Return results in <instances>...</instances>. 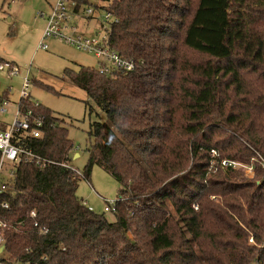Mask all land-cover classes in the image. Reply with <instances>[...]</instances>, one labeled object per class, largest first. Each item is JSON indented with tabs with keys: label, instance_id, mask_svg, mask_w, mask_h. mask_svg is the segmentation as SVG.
Returning a JSON list of instances; mask_svg holds the SVG:
<instances>
[{
	"label": "trees",
	"instance_id": "16d2710c",
	"mask_svg": "<svg viewBox=\"0 0 264 264\" xmlns=\"http://www.w3.org/2000/svg\"><path fill=\"white\" fill-rule=\"evenodd\" d=\"M100 1L75 0L74 11L109 12L108 46L139 67L64 70L105 118L89 126L80 175L63 167L74 150L64 121L34 110L40 137L17 145L40 159L14 165L0 195L7 255L18 264H264V171L256 164L247 179L219 165L264 159V0H185V13L178 0ZM94 165L119 186L112 221L76 196Z\"/></svg>",
	"mask_w": 264,
	"mask_h": 264
},
{
	"label": "rangeland",
	"instance_id": "374dc122",
	"mask_svg": "<svg viewBox=\"0 0 264 264\" xmlns=\"http://www.w3.org/2000/svg\"><path fill=\"white\" fill-rule=\"evenodd\" d=\"M53 1L0 0V59L19 68L17 76L0 73V96L6 94L9 100L7 111L0 114V123L10 124L13 121L20 100L22 78L27 75L31 81L30 102L38 103L41 109H47L53 116L64 121L68 138L77 148L70 155V164L78 174H82L88 160L86 149L89 146V126L97 121L103 122L105 118L86 94L63 76V72L66 69L77 72L81 68L96 70L99 61L92 54L79 51L56 39L42 40L45 22L39 17V13L46 14L49 11V3L52 4ZM81 1L84 6L95 7L101 4L100 0ZM184 1L178 0L176 5L180 12L185 13ZM195 2L196 0H190V3ZM83 8L85 7L81 9ZM167 11H171V7H168ZM97 14L102 16L101 11H97ZM175 20L178 21L177 18ZM73 22L85 37L98 34L100 38L107 29V24L96 18L86 20L74 17ZM171 28L175 30L174 27ZM40 44L45 45L46 50L39 48ZM198 57L193 55V58ZM41 85L49 87V90H45ZM26 101L23 99L20 103ZM27 103L29 104L28 101ZM29 107L33 112L37 109L31 104ZM74 154L78 157L73 158ZM118 191L117 181L94 165L89 179L79 180L76 196L94 213L104 214L112 221V213L104 212V207L106 202L117 199ZM250 240L252 239H249L248 243L252 244Z\"/></svg>",
	"mask_w": 264,
	"mask_h": 264
},
{
	"label": "built area",
	"instance_id": "2783aa9c",
	"mask_svg": "<svg viewBox=\"0 0 264 264\" xmlns=\"http://www.w3.org/2000/svg\"><path fill=\"white\" fill-rule=\"evenodd\" d=\"M76 6L75 0H54L50 6L49 11L46 14L39 13V17L44 19V29L42 32V40L56 39L65 43L75 49L92 54L98 61L99 74H109L115 72L131 73L134 72L139 64L132 59L121 56L115 50H112L108 46V32L111 24L116 23L117 20L109 13L104 12L102 16L92 8H84L81 13L74 11ZM78 17L81 19L96 18L107 24V29L104 30V34L99 38L98 34L94 37H85L84 34L77 30L73 18ZM103 27V26H102ZM39 48L46 50V46L40 44ZM0 73H5L9 76H17L19 74V68L11 62L3 61L0 63ZM31 88V81L27 75L22 78V85L20 90V100L17 104V110L14 113V119L10 124L6 125L4 130H0V195L6 194L8 191V181L13 175L12 167L22 162H31L33 160L39 161V157L32 154L29 149L20 147L17 143H20L21 138H39L43 126V117L33 112L31 109L26 111L22 110L23 99L29 100V90ZM6 92V91H5ZM7 93V92H6ZM34 107H38L39 104H33ZM9 101L7 98L0 99V114L7 111ZM77 148L74 147L73 151ZM209 168H215L217 164V153L214 150L209 152ZM74 158V157H73ZM258 165L264 171V159L256 154V157L251 158L249 163H241L235 160L223 159L219 161V165L222 169H237L241 170L244 177L252 179L255 172V165ZM66 169H71L78 172L72 167L70 162L63 164ZM104 212H114L115 201H109L105 203ZM0 208L8 210V203H0ZM92 211L91 208H88ZM31 217L34 218V213H31ZM36 227L37 224H34ZM6 228V223L0 219V264H18L16 261L10 259L7 255L3 230ZM40 233H45V230L41 229ZM252 242V240H250Z\"/></svg>",
	"mask_w": 264,
	"mask_h": 264
},
{
	"label": "crops",
	"instance_id": "0c3cea01",
	"mask_svg": "<svg viewBox=\"0 0 264 264\" xmlns=\"http://www.w3.org/2000/svg\"><path fill=\"white\" fill-rule=\"evenodd\" d=\"M50 4L51 3H49V6H50ZM7 98V97H6ZM7 100H8V98H7ZM9 101V100H8ZM78 157V155L77 154H74V158H77Z\"/></svg>",
	"mask_w": 264,
	"mask_h": 264
}]
</instances>
